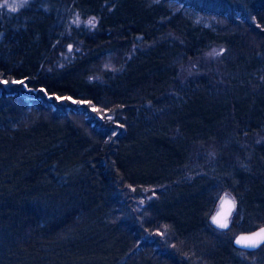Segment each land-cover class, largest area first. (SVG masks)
<instances>
[{"label": "trees", "instance_id": "1", "mask_svg": "<svg viewBox=\"0 0 264 264\" xmlns=\"http://www.w3.org/2000/svg\"><path fill=\"white\" fill-rule=\"evenodd\" d=\"M263 225L264 0L0 7V264H264Z\"/></svg>", "mask_w": 264, "mask_h": 264}, {"label": "rangeland", "instance_id": "2", "mask_svg": "<svg viewBox=\"0 0 264 264\" xmlns=\"http://www.w3.org/2000/svg\"><path fill=\"white\" fill-rule=\"evenodd\" d=\"M23 4V3H22ZM21 4V0H7V3L4 2V0H0V5H3L9 9H11L9 7V5H22ZM19 7V6H18ZM90 19H94L95 23L97 21V18L95 17H80V16H76L73 18V22L75 25H80V24H84L87 27H89L91 30H94V26L88 25L87 21ZM78 20V23H76V21ZM79 44H81V41L78 42ZM79 44L73 45L72 43H69L68 46L61 50L54 59H52V64H60L64 61H66L68 58L72 57L74 55V53H76V51L79 49ZM60 50V49H59ZM221 50H223L222 46L219 45H213L211 48H209L206 53L204 54V58H212V59H218L221 55L217 56L215 54H213L214 52H220ZM223 52V51H222ZM233 216V214H232ZM231 216V219H232Z\"/></svg>", "mask_w": 264, "mask_h": 264}, {"label": "water", "instance_id": "3", "mask_svg": "<svg viewBox=\"0 0 264 264\" xmlns=\"http://www.w3.org/2000/svg\"><path fill=\"white\" fill-rule=\"evenodd\" d=\"M231 202V203H229ZM232 203L235 204V207H232ZM236 208V202H235V198L233 196V194L229 191H225L223 192V194L221 195L219 201H218V204L211 216V221L212 223L219 227L216 223L213 222V217H217L222 223L223 222H226L228 224V227L230 225V222H231V216L234 212ZM227 227V228H228ZM221 228V227H220ZM261 228H264V225L263 226H259L253 230H250V231H244V232H240L238 233L235 237H234V244L237 246V247H240V248H243V249H248V250H252V249H256V248H251V247H245L244 245L242 244H238L236 241L239 240L241 237H249V236H252L253 233H256L258 232ZM262 245V244H261Z\"/></svg>", "mask_w": 264, "mask_h": 264}, {"label": "snow or ice", "instance_id": "4", "mask_svg": "<svg viewBox=\"0 0 264 264\" xmlns=\"http://www.w3.org/2000/svg\"><path fill=\"white\" fill-rule=\"evenodd\" d=\"M4 2L7 3V0H4ZM22 3H27V0H21V4ZM2 6L3 5H0V7H2ZM18 6H21V5H9V7L12 9V11H16ZM76 23H78V20L76 21ZM87 24L91 25V26H94L95 25L94 19L88 20ZM222 51L223 50H221L220 52H214L213 54L219 56V55L222 54ZM13 82L16 83L17 81H13ZM20 83H22V82H20ZM79 103H85V102L84 101H80ZM109 119H111V117H109ZM229 203H231V202H229ZM231 206L235 207V204L232 203ZM213 222L216 223L221 228H227L228 227V224L226 222L222 223L217 217H213ZM236 242L238 244L244 245L245 247L256 248V247L260 246L261 244H264V228H261L258 232L253 233L252 236L241 237Z\"/></svg>", "mask_w": 264, "mask_h": 264}]
</instances>
